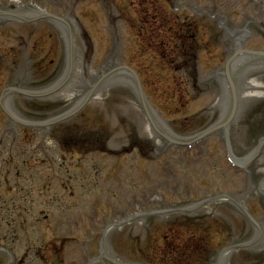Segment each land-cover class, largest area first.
<instances>
[{
    "label": "rangeland",
    "instance_id": "1",
    "mask_svg": "<svg viewBox=\"0 0 264 264\" xmlns=\"http://www.w3.org/2000/svg\"><path fill=\"white\" fill-rule=\"evenodd\" d=\"M0 12L51 14L73 34L66 86L50 98L12 96L4 104L26 122L64 114L102 73L128 66L162 121L189 138L219 119L225 88L217 74L235 44L241 39L247 50L264 51V0H0ZM69 52L55 23L0 17V95L59 83ZM247 77L264 94V69ZM240 115L231 138L245 160L264 132V111ZM239 169L227 160L222 135L169 147L122 80L47 132L15 124L0 107V199L14 200L13 208L0 205V250L10 252L12 264H264V150ZM223 195L246 210L262 235L220 262L225 248L258 234L230 202L196 209ZM8 261L0 255V264Z\"/></svg>",
    "mask_w": 264,
    "mask_h": 264
}]
</instances>
